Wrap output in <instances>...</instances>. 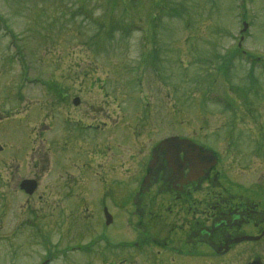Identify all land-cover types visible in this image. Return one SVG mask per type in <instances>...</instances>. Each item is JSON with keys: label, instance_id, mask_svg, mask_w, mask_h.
Listing matches in <instances>:
<instances>
[{"label": "rangeland", "instance_id": "374dc122", "mask_svg": "<svg viewBox=\"0 0 264 264\" xmlns=\"http://www.w3.org/2000/svg\"><path fill=\"white\" fill-rule=\"evenodd\" d=\"M112 1L0 0V264H107L122 258L120 264H169L173 257L177 260L175 247L190 250L186 227L178 223L170 228L179 207L167 202L169 191L149 190L142 202L150 211L142 217L132 216L139 213L129 203L136 189L133 177L141 172L137 163L148 145L180 133L208 142L219 153V179L186 195L192 199L187 217L199 218L206 199L224 194L227 170L236 165L230 135L239 140L243 156L255 148L264 158V140L254 132L255 124L264 133V0H168L165 5L157 0L156 6L154 0ZM179 2L186 12L167 14ZM243 22L248 28L242 34ZM242 35L241 50L249 56L236 52ZM254 78L259 79V98L244 91ZM49 84L64 86V103L47 90ZM75 96L80 98L77 107L72 105ZM43 106L56 113L46 117ZM76 117L89 119L82 123L87 129L75 125ZM79 138L92 145L75 149ZM96 149L127 161L120 169L113 157L103 163L105 170L118 171L107 179L106 189L90 188L87 199L96 214L89 211L92 215L81 223L63 214L58 220L62 229L45 232L49 219L44 222L43 204L54 201L48 198L53 195L45 190L43 172L67 159L81 160L77 150ZM255 166L260 170L264 161ZM253 169V183L261 187L250 196L263 205L259 188H264V171ZM243 173L241 185L247 186L249 174ZM34 176L39 187L26 196L18 184ZM71 193L64 192L62 206L84 198ZM102 198L115 214L109 226L100 213ZM86 207L85 201L80 208ZM159 207L151 231V226L145 228L147 217ZM136 223L146 224L141 230ZM161 232L168 239L152 245Z\"/></svg>", "mask_w": 264, "mask_h": 264}, {"label": "flooded vegetation", "instance_id": "af4514ba", "mask_svg": "<svg viewBox=\"0 0 264 264\" xmlns=\"http://www.w3.org/2000/svg\"><path fill=\"white\" fill-rule=\"evenodd\" d=\"M97 118L100 119V117ZM76 120V124L79 125L84 120L89 119L76 118ZM94 120L92 119V122ZM255 134L256 137L264 140V133L261 127H258V133ZM185 138L189 137L185 136ZM191 140L194 141L193 139ZM77 141V143L75 142L76 145H84L87 147L92 145L90 140ZM158 141L149 144L146 151V158L142 155L140 161L137 163V166L140 163L139 167L142 175L147 173L149 159L147 153L148 151L151 153V149L158 144ZM198 145L201 146L200 144ZM261 146L263 144H260ZM238 149L239 147L236 145L234 153L235 163L240 164V156L242 154ZM90 152L78 153L81 160L79 159L76 163L73 162L71 166L69 164H61L58 167H53V169L45 168L47 169L43 172V177H45V190H50L54 201L51 205L48 204V206L46 205L48 203L47 201L46 204H43V213L46 212L49 219L57 220L64 214V210H66V214L69 213L75 217L77 216L76 218L79 220H82V217H85L86 213L90 211V203L87 199L91 193L90 188H95L96 185L106 187V183L109 182L107 179L112 173L115 174L118 171L113 168L110 169V167H106L107 170H105L103 163H105L107 158L110 159L111 157H113L112 160L118 169L127 163L122 155L109 156L105 153H99L97 149L95 152L92 150ZM178 152V159H176L175 155L177 154H175V150L168 153L165 148H157L154 155L156 164L153 166L151 176L146 179V186L149 187V190L151 188L158 190L159 188L169 191L171 194V203L179 207L174 213H183L184 218H187L188 212L192 207L186 195L190 191L196 192L199 190L203 182L215 183L217 178L219 179V174L216 172V168H211L208 160L201 156L202 152L194 149L191 145L188 147L180 146ZM250 158V161L254 159L259 160L258 166L264 161V158L258 156V151L255 148L252 149ZM45 160L47 161L46 152ZM255 165H253L255 172L258 171L261 173L260 171H264L263 166L260 170H255ZM70 167L72 168L69 169ZM250 168L251 166H249ZM72 169H74L75 175H71L70 170ZM78 172L80 175H78ZM243 172L244 170H240V167H237V172L232 180L231 187L226 188L224 186V194L216 200L206 199L204 201V206L200 209V213H198L204 219L194 224L190 222L188 230L185 231L186 239L189 238V233L193 234L197 243L193 245L189 244L187 247L190 250H181L179 247H175L178 248L176 250L177 260L174 261L173 257L169 264H264V203L262 205L261 202L254 201L250 196L254 189L261 186H256L253 183V178L255 177V173H252L253 171L249 173V184L242 186L240 174ZM53 175H55L54 178ZM142 175L133 177L138 189L143 183ZM75 187L79 192L73 191L71 194L74 196L82 195L84 198L79 201L82 204H85L86 201L87 207L79 208L74 213V210H76L75 204H68L64 207L62 206V198L64 192L70 193L71 189H75ZM228 189L231 190V197L227 196V194L225 195V192L228 193ZM259 189L264 190V188ZM57 206H60L61 209H58ZM143 208L141 201L138 208L140 215L144 214ZM185 209L187 215H185ZM198 246L202 247L204 253L197 249ZM165 250L168 253L171 252L169 248ZM172 252H175V250H172Z\"/></svg>", "mask_w": 264, "mask_h": 264}, {"label": "water", "instance_id": "95a60500", "mask_svg": "<svg viewBox=\"0 0 264 264\" xmlns=\"http://www.w3.org/2000/svg\"><path fill=\"white\" fill-rule=\"evenodd\" d=\"M246 29V25H244V30ZM77 103V100H75ZM179 138H170L162 142V144L173 145V143H179ZM36 188V183L32 180L23 181L20 185V189L24 190L26 193L31 194ZM108 223L110 221V217L107 215Z\"/></svg>", "mask_w": 264, "mask_h": 264}, {"label": "trees", "instance_id": "16d2710c", "mask_svg": "<svg viewBox=\"0 0 264 264\" xmlns=\"http://www.w3.org/2000/svg\"><path fill=\"white\" fill-rule=\"evenodd\" d=\"M117 1L118 0H114V1H112V4H115L116 5V3H117ZM123 1H125V0H123ZM155 1H157V0H154V1H152V4H156L157 2H155ZM158 1H160L161 2V5H165V4H163L164 2H167L168 0H158ZM156 6V5H155ZM183 6V2H179L178 4H177V7L176 6H172L171 7V10H170V12H168L167 14H170L171 15V13H173V14H175V15H181L182 13H185L186 12V9H188L187 7H184V8H181ZM154 8V7H153ZM152 8V9H153ZM152 13V12H151ZM125 15H126V10H125ZM184 15V14H183ZM150 17H151V19L153 20V19H155V18H153V16L152 15H150Z\"/></svg>", "mask_w": 264, "mask_h": 264}]
</instances>
